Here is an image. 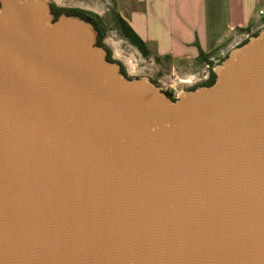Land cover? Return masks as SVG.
I'll list each match as a JSON object with an SVG mask.
<instances>
[{
    "label": "water",
    "instance_id": "95a60500",
    "mask_svg": "<svg viewBox=\"0 0 264 264\" xmlns=\"http://www.w3.org/2000/svg\"><path fill=\"white\" fill-rule=\"evenodd\" d=\"M96 38L0 0V264H264V30L175 100Z\"/></svg>",
    "mask_w": 264,
    "mask_h": 264
},
{
    "label": "crops",
    "instance_id": "0c3cea01",
    "mask_svg": "<svg viewBox=\"0 0 264 264\" xmlns=\"http://www.w3.org/2000/svg\"><path fill=\"white\" fill-rule=\"evenodd\" d=\"M260 11L264 0H125L121 15L146 45L149 56L139 53L142 59L179 62L197 60L200 52L206 58L217 48L232 53L264 30ZM117 60L127 70L126 63ZM181 82L196 84L201 79L193 74Z\"/></svg>",
    "mask_w": 264,
    "mask_h": 264
},
{
    "label": "rangeland",
    "instance_id": "374dc122",
    "mask_svg": "<svg viewBox=\"0 0 264 264\" xmlns=\"http://www.w3.org/2000/svg\"><path fill=\"white\" fill-rule=\"evenodd\" d=\"M53 7L63 10H81L97 15L105 29L103 45L112 47V59H121L127 65L125 68L129 78L148 79L152 84L167 92L172 97L177 92H187L192 87L201 86L205 80L203 76L209 75L210 70L222 65L231 53L221 52L220 48L213 50L205 58L206 62L197 59L194 61L173 62L166 59H142L135 47L125 39L119 31L118 17L125 10V0H45ZM249 41V40H248ZM108 45V46H107ZM242 44L239 45V47ZM224 46V45H223ZM238 47V48H239ZM146 58V57H144ZM205 72V73H204ZM198 75L201 82L196 84H183L182 79L188 75Z\"/></svg>",
    "mask_w": 264,
    "mask_h": 264
},
{
    "label": "trees",
    "instance_id": "16d2710c",
    "mask_svg": "<svg viewBox=\"0 0 264 264\" xmlns=\"http://www.w3.org/2000/svg\"><path fill=\"white\" fill-rule=\"evenodd\" d=\"M49 6H50V13L53 16V22H55L58 19L57 17L59 15H62L64 12H66L67 17L78 18V19L90 24L93 27L94 31L97 33L96 46L103 48L106 52V58H105L106 61L109 63H116L120 68V74L123 77L130 79L126 74V71H125V68L123 67V65L120 62L113 60L111 51L103 45L102 41L105 37V29L101 23V19L97 15H94V14L86 12V11L76 10V9L75 10L74 9L73 10L72 9L71 10H63V9L53 7L50 4H49ZM117 22H118L119 31H120L122 37L125 38L130 43V45L135 47L137 49V51L143 57H148L149 52L146 48L145 43L134 33V31L130 28V26L126 23V21L122 17H118ZM246 43L247 42H244V43H242V45H244ZM199 59L206 62V65L209 67V63H207L205 56L203 55L202 52H200V54H199ZM209 74L211 77L210 81H208L207 84H204V85L198 86V87H210L215 83L216 76H215L214 72L212 70H210ZM198 87H192L189 89V91H193ZM164 93L170 97L169 93H167V92H164ZM170 99H172V98L170 97ZM172 100H174V99H172Z\"/></svg>",
    "mask_w": 264,
    "mask_h": 264
},
{
    "label": "built area",
    "instance_id": "2783aa9c",
    "mask_svg": "<svg viewBox=\"0 0 264 264\" xmlns=\"http://www.w3.org/2000/svg\"><path fill=\"white\" fill-rule=\"evenodd\" d=\"M259 14H260V15H263V14H264V11H260ZM181 93H182V91L175 93V94L172 96V98H173L174 100L177 99V98L180 96Z\"/></svg>",
    "mask_w": 264,
    "mask_h": 264
},
{
    "label": "flooded vegetation",
    "instance_id": "af4514ba",
    "mask_svg": "<svg viewBox=\"0 0 264 264\" xmlns=\"http://www.w3.org/2000/svg\"><path fill=\"white\" fill-rule=\"evenodd\" d=\"M62 15L67 16V13L64 12ZM62 15H59V16H62ZM59 16H58V17H59ZM58 17H57V18H58ZM210 79H211V77H210V74H209L208 77H207V79L204 81V83H202V85L207 84L208 81H210ZM202 85H201V86H202ZM171 98H172V97H171ZM172 99H173V98H172Z\"/></svg>",
    "mask_w": 264,
    "mask_h": 264
}]
</instances>
